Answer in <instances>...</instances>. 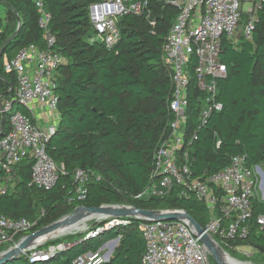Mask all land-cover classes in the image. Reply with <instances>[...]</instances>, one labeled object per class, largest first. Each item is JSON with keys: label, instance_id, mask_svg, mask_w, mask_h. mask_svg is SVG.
Returning a JSON list of instances; mask_svg holds the SVG:
<instances>
[{"label": "trees", "instance_id": "obj_1", "mask_svg": "<svg viewBox=\"0 0 264 264\" xmlns=\"http://www.w3.org/2000/svg\"><path fill=\"white\" fill-rule=\"evenodd\" d=\"M42 1L50 16L47 28L55 39L53 50L65 59L55 75L59 121L46 145L47 154L63 171L48 191L29 187L33 161L23 160L16 166L18 182L12 191L0 194V216L36 223L32 233L78 206L118 204L145 210H183L205 227L208 210L192 197L134 198L148 185L159 138L172 121L168 110L171 70L164 63L162 46L178 15L171 4L175 0H147L140 15L120 18L119 40L110 50L91 42L94 31L87 9L102 0ZM0 4L6 7L5 22H0V95L11 99L16 76L3 70L4 62L28 45L43 48L44 42L39 13L32 0H0ZM19 21L18 33L9 40ZM219 58L226 69V77L218 81L217 100L222 108L196 131L197 138L189 151L194 179L224 169L238 155L245 156L247 166L264 164V5L256 13L250 40L241 38L234 46L224 38ZM194 66L196 60L192 58L191 76ZM198 95L191 79L189 127L197 125ZM7 130L8 120L4 117L3 133ZM77 170L88 179L82 201L75 199ZM2 177L0 173V182ZM160 201L165 203L162 207L158 206ZM259 216L264 217V199L257 198L252 202L249 237L231 243V247L252 246L264 258V227L260 229L256 224ZM140 224L130 220L127 225L103 230L95 237L75 239L69 244H77L46 261L29 263L21 256L5 264H72L77 255L96 252L117 238L109 260L102 264H141L145 243ZM57 244L52 242L53 246ZM227 252L231 256L238 253Z\"/></svg>", "mask_w": 264, "mask_h": 264}, {"label": "built area", "instance_id": "obj_2", "mask_svg": "<svg viewBox=\"0 0 264 264\" xmlns=\"http://www.w3.org/2000/svg\"><path fill=\"white\" fill-rule=\"evenodd\" d=\"M32 1L39 13L38 25L42 30L44 47H23L13 59L3 64L5 72L15 74L16 87L11 99L0 95L1 195L12 191L18 182L16 166L27 158L33 161L29 187L48 191L63 171V167L55 164L47 154L46 145L55 134L59 121L55 75L65 59L53 50L55 39L47 28L50 16L44 10L43 1ZM171 4L178 10V15L162 46V55L171 70L172 95L168 110L172 121L159 138L148 185L134 198L164 199L172 195L179 199L194 198L209 213V220L203 227L205 233L225 252L227 249L238 251L239 247L233 248L231 243L249 237L252 202L257 198L264 199V171L258 165L247 166L245 156L238 155L231 158L224 169L194 179L189 151L197 138L196 131L222 108L217 100L218 81L226 77L225 66L219 58L221 42L226 38L236 46L241 38L250 40L256 13L263 7L264 0H175ZM146 5L147 0H102L91 4L87 9L94 31L91 42H99L107 50L113 49L119 40L118 20L128 14L140 15ZM192 58H195L196 66L191 76L189 64ZM191 79H194V87L199 94L196 96V127L188 126V86ZM18 107L24 112H13ZM4 117L8 120L5 133ZM74 181L75 199L82 201L87 192V175L77 170ZM128 223L127 220H110L95 231L91 229L86 239ZM35 224L0 216V248L14 245L17 237L30 234ZM256 224L262 229L264 217L259 216ZM140 229L145 243L141 264H212L208 252L185 223L144 222ZM63 250V247L53 245L35 247L23 256L29 263H37ZM106 260L105 253L99 249L77 255L72 264H102Z\"/></svg>", "mask_w": 264, "mask_h": 264}, {"label": "water", "instance_id": "obj_3", "mask_svg": "<svg viewBox=\"0 0 264 264\" xmlns=\"http://www.w3.org/2000/svg\"><path fill=\"white\" fill-rule=\"evenodd\" d=\"M20 26L21 23L19 21L15 33L9 40L15 37L20 29ZM1 56L2 53H0V58ZM92 220H94V222H92L91 227L88 228L86 232L94 226H101L104 222H108L107 220H127L129 222L130 220H138L141 223L160 221L185 223L191 228L195 237L199 239L200 243L204 246L215 264H228L225 260V256L231 257L214 241L211 236L205 233L204 229L188 213L183 210H145L130 205L109 204L91 208L84 206L76 207L70 214L65 215L57 221L20 238L10 248L0 251V264L17 260L33 248L41 246L43 242L59 238V236L53 235L61 228H69V230H73L76 226L86 225V223ZM73 234L79 233L69 232V235ZM38 239H41L42 241L37 243ZM117 243L118 238L108 241L100 247V249H103L106 245L110 247V251L106 254V262L109 260V257ZM72 244H77V242H73Z\"/></svg>", "mask_w": 264, "mask_h": 264}, {"label": "rangeland", "instance_id": "obj_4", "mask_svg": "<svg viewBox=\"0 0 264 264\" xmlns=\"http://www.w3.org/2000/svg\"><path fill=\"white\" fill-rule=\"evenodd\" d=\"M248 7V5H246L245 6V8H247ZM2 15H3V7H0V17H2ZM244 24V22L242 21L241 22V25H243ZM16 111H18V112H21V108H18V109H14L13 110V112H16ZM258 167H260L261 168V170H263L264 171V164H259L258 165ZM260 188V192L262 191V187H261V185L259 186ZM259 192V193H260ZM264 195V194H263ZM259 196H260V198L262 197V195H261V193L259 194ZM165 203H164V201H160L159 202V205L158 206H160V207H162L163 205H164ZM107 221H109V220H107ZM92 222H94V220H92V221H90V222H88V223H86V224H88L89 225V227L92 225ZM106 223L104 222L101 226H94L93 228H92V231L94 230H96L98 227L100 228V227H103L104 225H105ZM81 226V225H80ZM83 227H86V225H82ZM78 227V226H77ZM88 227V228H89ZM87 228V229H88ZM87 229H85V230H83V231H79V232H83V233H81V234H73V235H69V234H64V235H62V236H60L59 238H57V239H55V240H50V241H45V242H43V244H41V246H39L40 248H46V247H49V246H51L52 245V242H55V241H57L58 242V244H57V246L58 247H63L65 250H67V249H69V247L71 246V244H69V242L71 241H73V240H75L76 239V241H80L79 239H82V240H84V239H86V235L91 231V229L88 231V232H86V230ZM39 230V229H38ZM73 230H75V229H73ZM73 230H71L72 232H78V231H73ZM37 231V230H36ZM70 231V232H71ZM84 231H85V233H84ZM80 236H81V238H80ZM82 236H83V238H82ZM20 238H18L17 240H15V243L19 240ZM78 239V240H77ZM14 243V244H15ZM12 245H3L2 246V250H6V249H8V248H10ZM1 250V251H2ZM104 253H105V255L110 251V247L108 246V245H106L103 249H101ZM64 251V250H63ZM227 252V251H226ZM229 254V253H228ZM23 256V255H22ZM111 256V255H110ZM231 256V255H230ZM231 257H233V258H235V260H237L238 262L239 261H241V262H251V263H249V264H260V263H264V258H261V256L260 255H258L257 254V251H256V249L254 248V247H252V246H244V247H239L238 248V253H236V254H233V256H231ZM110 258V257H109Z\"/></svg>", "mask_w": 264, "mask_h": 264}, {"label": "bare ground", "instance_id": "obj_5", "mask_svg": "<svg viewBox=\"0 0 264 264\" xmlns=\"http://www.w3.org/2000/svg\"><path fill=\"white\" fill-rule=\"evenodd\" d=\"M89 227V225L88 224H86V227H83L82 225L81 226H79L78 225V227L76 226L75 227V230H73V231H78L77 233H79V234H81V233H83V232H79V231H83V230H85V229H87ZM91 227V226H90ZM89 227V228H90ZM71 230H69V228H61L60 230H58L57 232H56V234H54L53 236H62V235H64V234H69V232H70ZM87 231V230H86ZM72 232V231H71ZM85 232V231H84ZM42 240L41 239H38L37 240V243H39V242H41ZM225 260H226V262L228 263V264H249V263H251V262H241V261H237V260H235V258H231V257H229V256H225Z\"/></svg>", "mask_w": 264, "mask_h": 264}, {"label": "crops", "instance_id": "obj_6", "mask_svg": "<svg viewBox=\"0 0 264 264\" xmlns=\"http://www.w3.org/2000/svg\"><path fill=\"white\" fill-rule=\"evenodd\" d=\"M0 7H3V15H2V17H0V22H1V24H4V22H5V15H6V7L3 4H0Z\"/></svg>", "mask_w": 264, "mask_h": 264}]
</instances>
